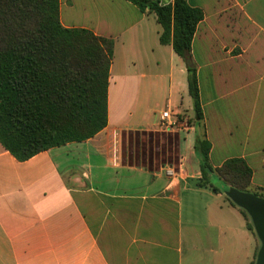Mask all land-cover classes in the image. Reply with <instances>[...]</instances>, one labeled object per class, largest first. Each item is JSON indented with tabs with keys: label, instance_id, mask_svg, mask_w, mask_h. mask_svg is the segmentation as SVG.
<instances>
[{
	"label": "crops",
	"instance_id": "0c3cea01",
	"mask_svg": "<svg viewBox=\"0 0 264 264\" xmlns=\"http://www.w3.org/2000/svg\"><path fill=\"white\" fill-rule=\"evenodd\" d=\"M187 2L204 14L191 44L203 118L179 136L173 163L136 156L133 147L134 136L162 129L161 111L194 116L186 63L160 42L155 14L129 0H60L65 27L115 41L108 124L25 161L0 143V264L255 260L261 241L227 199L230 185L221 178L211 181L218 192L198 185L194 144L211 142L214 167L243 158L252 192H264V0ZM159 94L166 103L158 111Z\"/></svg>",
	"mask_w": 264,
	"mask_h": 264
},
{
	"label": "trees",
	"instance_id": "16d2710c",
	"mask_svg": "<svg viewBox=\"0 0 264 264\" xmlns=\"http://www.w3.org/2000/svg\"><path fill=\"white\" fill-rule=\"evenodd\" d=\"M129 1L155 14L162 27L160 42L171 43L185 61L192 118L198 123L203 111L191 44L203 11L187 0L168 4ZM114 44L113 38L89 29L65 27L60 20V0H0V143L5 149L25 161L103 130L108 124ZM194 148L200 158L199 186L218 192L211 183L215 172L230 186L252 192L253 171L243 158H229L214 167L206 137H198ZM255 194L264 197V192ZM241 211L255 231L248 212ZM256 258L257 254L251 264Z\"/></svg>",
	"mask_w": 264,
	"mask_h": 264
},
{
	"label": "rangeland",
	"instance_id": "374dc122",
	"mask_svg": "<svg viewBox=\"0 0 264 264\" xmlns=\"http://www.w3.org/2000/svg\"><path fill=\"white\" fill-rule=\"evenodd\" d=\"M163 93V92H160ZM166 100L159 94L154 100L152 105L158 111L165 107ZM182 119H186L189 126H193L194 120L185 113L180 114ZM160 119H158L159 121ZM160 126V125H159ZM188 129L186 124L177 123L173 129H160L150 133L140 134L133 137V147L135 155L139 157H147L151 161H168L175 163L178 158L177 142L179 136L185 134ZM212 175V174H211ZM218 175L215 179L211 178L213 183H218Z\"/></svg>",
	"mask_w": 264,
	"mask_h": 264
},
{
	"label": "water",
	"instance_id": "95a60500",
	"mask_svg": "<svg viewBox=\"0 0 264 264\" xmlns=\"http://www.w3.org/2000/svg\"><path fill=\"white\" fill-rule=\"evenodd\" d=\"M225 194L250 215L255 232L261 241L254 264H264V197L232 186L225 191Z\"/></svg>",
	"mask_w": 264,
	"mask_h": 264
},
{
	"label": "built area",
	"instance_id": "2783aa9c",
	"mask_svg": "<svg viewBox=\"0 0 264 264\" xmlns=\"http://www.w3.org/2000/svg\"><path fill=\"white\" fill-rule=\"evenodd\" d=\"M159 122H160V127L162 129H173L174 126L177 123H184L186 124L187 128H191V126L188 125L187 123V118L186 119H182V116L179 113H175L172 110H163L159 113ZM167 174H169L170 176L175 175V172L172 168L167 170Z\"/></svg>",
	"mask_w": 264,
	"mask_h": 264
}]
</instances>
